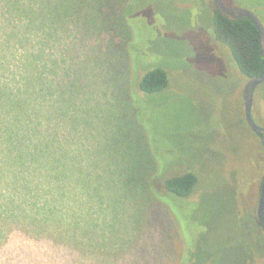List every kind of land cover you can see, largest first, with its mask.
I'll return each mask as SVG.
<instances>
[{
    "label": "rangeland",
    "instance_id": "rangeland-1",
    "mask_svg": "<svg viewBox=\"0 0 264 264\" xmlns=\"http://www.w3.org/2000/svg\"><path fill=\"white\" fill-rule=\"evenodd\" d=\"M223 1L252 10L264 26V0ZM8 5L53 28L46 48L56 73L46 81L39 73L31 85L56 131L48 145L54 180L41 174L40 184L42 201L54 206L49 219L28 226L35 241L10 237L23 224L0 219V264H264L239 226L242 214L245 223L257 214L264 176L250 163L256 134L242 120L247 80L214 38V0ZM47 14L52 19L43 22ZM31 42L10 47L24 59ZM155 67L167 70L169 87L145 93L140 81ZM253 116L264 126V84L255 91ZM39 119L46 129L47 119ZM240 167L253 180L237 192L230 176ZM192 169L204 178L187 200L160 184L164 196L142 186L146 174L154 183Z\"/></svg>",
    "mask_w": 264,
    "mask_h": 264
},
{
    "label": "trees",
    "instance_id": "trees-1",
    "mask_svg": "<svg viewBox=\"0 0 264 264\" xmlns=\"http://www.w3.org/2000/svg\"><path fill=\"white\" fill-rule=\"evenodd\" d=\"M127 13H129L128 10ZM49 18L52 19L51 14L44 15L43 22ZM212 18L215 40L222 44L234 59L244 80L248 81L264 74L260 31L252 19L249 17L229 19L223 16L215 5ZM21 21L24 23H20ZM48 23L49 20L42 25L39 19L33 18L32 15L11 12L8 0H0V219L4 218L3 220L8 223L16 221L23 224L22 227H15V232L10 237L16 238L19 234L33 241L37 234L28 226L36 224L37 221L49 219L54 206L42 201L40 184L41 174H45L47 181L51 177L53 179V170L48 166L51 163L48 159V145L54 144L53 137L56 136V131L53 129L55 126L51 124L53 118L49 109L46 107L45 111L38 107L37 94L40 93L33 90L31 85L34 79L39 82V73L44 81L52 80L47 76L48 73H56L57 61L50 59L46 48L50 41H53V28H49ZM125 29L127 30L125 35H130L132 39L131 30ZM103 30L107 33L113 32L111 29ZM14 40L22 45L32 41L24 59L23 56L14 54L11 49L10 44ZM35 40H38L40 45L34 43ZM34 49H39V52H35ZM33 53L39 55V61L35 63L32 61ZM11 56L13 61H10ZM50 65H54L53 71L50 70ZM169 84L167 70L163 67H155L145 73L139 87L143 92L152 94L165 91ZM42 90H45L43 85ZM45 105L46 103L44 105L42 103V107ZM243 113L242 120L248 125V131L255 133L246 120L245 111ZM40 116L47 119V128L44 130L39 128ZM39 138L41 145H39ZM250 143V163L253 167H257L261 174L264 170V146L257 134ZM232 150L233 153L238 152L239 147L232 146ZM150 163L154 173H157L158 162L151 160ZM230 177L236 182L237 192L239 188L247 186L253 180L252 176L245 175L244 167L236 169ZM203 178L202 171L192 169L181 174L162 177L161 180L156 179L152 183L153 178L150 174H146L142 179V186L148 193L155 190V193L164 196L160 192L162 187L166 192L187 200L200 191ZM159 184L162 186L160 187ZM53 197L51 200L55 203L56 193ZM240 217L242 218L239 226L247 237L250 253L253 258L264 257V230L258 214L253 213V221L246 223L242 220L244 214ZM43 238L47 237L43 236ZM27 244L22 242L21 249L23 250ZM5 253L6 250H2L1 254Z\"/></svg>",
    "mask_w": 264,
    "mask_h": 264
},
{
    "label": "water",
    "instance_id": "water-1",
    "mask_svg": "<svg viewBox=\"0 0 264 264\" xmlns=\"http://www.w3.org/2000/svg\"><path fill=\"white\" fill-rule=\"evenodd\" d=\"M215 6L218 11L225 17L229 19H238L240 17H249L256 24L260 31V43L261 51L264 54V26L260 22L256 14L247 8L243 7H228L225 5L223 0H214ZM264 84V74L249 79L245 85V115L248 124L251 126L253 131L260 137L262 145L264 146V126L259 125L253 116V106L256 88ZM257 214L261 222L262 228L264 230V176L261 183L259 204L257 209Z\"/></svg>",
    "mask_w": 264,
    "mask_h": 264
},
{
    "label": "flooded vegetation",
    "instance_id": "flooded-vegetation-1",
    "mask_svg": "<svg viewBox=\"0 0 264 264\" xmlns=\"http://www.w3.org/2000/svg\"><path fill=\"white\" fill-rule=\"evenodd\" d=\"M261 190V189H260Z\"/></svg>",
    "mask_w": 264,
    "mask_h": 264
}]
</instances>
